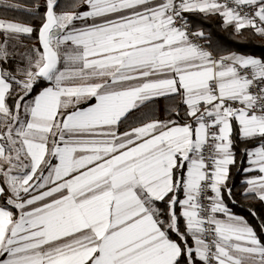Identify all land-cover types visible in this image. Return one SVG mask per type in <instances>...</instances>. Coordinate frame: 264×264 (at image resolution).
<instances>
[{"label": "snow or ice", "instance_id": "6c2138e0", "mask_svg": "<svg viewBox=\"0 0 264 264\" xmlns=\"http://www.w3.org/2000/svg\"><path fill=\"white\" fill-rule=\"evenodd\" d=\"M187 13L264 39V0H45L38 27L0 17V264H264L225 202L239 141L240 194L264 203V57L221 53Z\"/></svg>", "mask_w": 264, "mask_h": 264}, {"label": "trees", "instance_id": "16d2710c", "mask_svg": "<svg viewBox=\"0 0 264 264\" xmlns=\"http://www.w3.org/2000/svg\"><path fill=\"white\" fill-rule=\"evenodd\" d=\"M5 1V0H3ZM6 2L19 4L24 7H31L33 5L39 4V13L30 15L22 10H16L11 8H6L4 5H0V17L13 18L17 21L31 23L33 27H38L39 17L44 11L45 0H6ZM68 0H61V6L63 7ZM83 10V9H81ZM188 21L191 22L195 29H203L204 32L210 37L212 46L214 49L220 51L221 53H226L229 51H236L238 53L246 55H254L257 57H264V39L258 35H254L251 30L243 31L241 35L234 33L233 29L229 26H225L219 16H205L201 13H187ZM25 43H34L37 40V33H33L32 36L22 38ZM178 101L179 98H176ZM169 101L163 98L159 99L155 105L154 109L156 116L159 119H165L168 117L169 113L167 107ZM183 109L181 108V112ZM138 116L140 114H137ZM175 118V117H174ZM124 130V129H121ZM244 145L237 141V157L238 163L235 167L231 168V176L229 180V186L235 185L233 188L234 197L236 203L233 204L228 200L227 195H225V200L228 206L237 215L243 216L250 225H252L257 234L264 239V233H261L260 223L264 222V203L253 199L245 198L240 194V181L243 180L244 173L238 171V169L246 166V164L240 163L239 151ZM254 209L257 216L253 217L250 210ZM183 226V225H181ZM191 243V241H190Z\"/></svg>", "mask_w": 264, "mask_h": 264}, {"label": "crops", "instance_id": "0c3cea01", "mask_svg": "<svg viewBox=\"0 0 264 264\" xmlns=\"http://www.w3.org/2000/svg\"><path fill=\"white\" fill-rule=\"evenodd\" d=\"M4 3H5V1H3V0H0V5H4ZM7 3H9V2H7ZM12 4H14V3H12ZM24 43V42H23ZM34 43H36V42H34ZM34 43H24V44H26V45H29V46H31L32 44H34ZM92 102H94V101H92ZM82 107H86L87 105L86 104H84V105H81ZM225 202H226V200H225ZM241 216V215H240Z\"/></svg>", "mask_w": 264, "mask_h": 264}, {"label": "built area", "instance_id": "2783aa9c", "mask_svg": "<svg viewBox=\"0 0 264 264\" xmlns=\"http://www.w3.org/2000/svg\"><path fill=\"white\" fill-rule=\"evenodd\" d=\"M189 24H190V26H191V30H193V31L197 30V29H195V28L193 27V25L191 24V22H189ZM197 42H198V43H201V44L204 43L203 40H200V41H197Z\"/></svg>", "mask_w": 264, "mask_h": 264}, {"label": "rangeland", "instance_id": "374dc122", "mask_svg": "<svg viewBox=\"0 0 264 264\" xmlns=\"http://www.w3.org/2000/svg\"><path fill=\"white\" fill-rule=\"evenodd\" d=\"M22 42H24L23 39H22ZM24 43H25V42H24ZM26 44H27V43H26ZM28 44H29V43H28Z\"/></svg>", "mask_w": 264, "mask_h": 264}]
</instances>
